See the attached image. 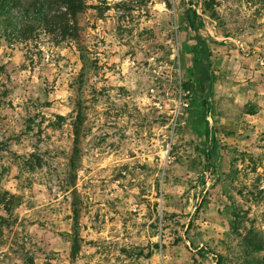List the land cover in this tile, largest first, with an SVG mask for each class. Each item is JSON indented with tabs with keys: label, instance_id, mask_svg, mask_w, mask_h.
I'll use <instances>...</instances> for the list:
<instances>
[{
	"label": "rangeland",
	"instance_id": "rangeland-1",
	"mask_svg": "<svg viewBox=\"0 0 264 264\" xmlns=\"http://www.w3.org/2000/svg\"><path fill=\"white\" fill-rule=\"evenodd\" d=\"M12 3L0 264H264V0Z\"/></svg>",
	"mask_w": 264,
	"mask_h": 264
},
{
	"label": "trees",
	"instance_id": "trees-1",
	"mask_svg": "<svg viewBox=\"0 0 264 264\" xmlns=\"http://www.w3.org/2000/svg\"><path fill=\"white\" fill-rule=\"evenodd\" d=\"M64 1H65V5L67 6V9L71 13H75L81 8L82 0H64ZM14 4L15 3H12V0H0V8L2 6L8 7ZM194 87H196L194 84V81H191V80L186 81L181 84V88L187 93H190L191 91H193ZM208 160H209V157H207V163H208Z\"/></svg>",
	"mask_w": 264,
	"mask_h": 264
},
{
	"label": "built area",
	"instance_id": "built-area-1",
	"mask_svg": "<svg viewBox=\"0 0 264 264\" xmlns=\"http://www.w3.org/2000/svg\"><path fill=\"white\" fill-rule=\"evenodd\" d=\"M187 93V92H186ZM188 94V93H187Z\"/></svg>",
	"mask_w": 264,
	"mask_h": 264
}]
</instances>
